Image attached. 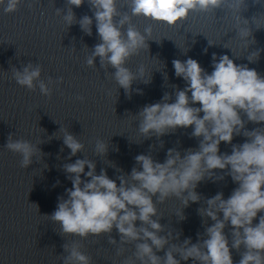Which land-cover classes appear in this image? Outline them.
Masks as SVG:
<instances>
[{"label": "clouds", "instance_id": "obj_1", "mask_svg": "<svg viewBox=\"0 0 264 264\" xmlns=\"http://www.w3.org/2000/svg\"><path fill=\"white\" fill-rule=\"evenodd\" d=\"M20 3L21 0H0L5 13L15 12ZM84 3L85 0H66V11L56 8V15L61 16L67 29L79 24L88 36L92 35L95 20L100 42L86 56V65L96 68L95 61L99 58L100 68L118 86L117 93L123 88L130 98L134 81L151 82V75L145 78L144 65H140L136 72L127 66L133 56L149 50L147 41L152 40L151 26L141 32L132 24V17L142 16L175 27L191 12H212L224 5L225 0H123L130 15L117 7L121 0H87L93 16L85 14L78 20L73 7L78 8ZM244 6L245 0H233L229 5L237 13L235 30L247 49L251 44L248 41L255 43V40L249 39L252 36L249 21L240 15ZM212 44L209 41V45ZM224 47L229 48L226 44ZM84 48L89 50L87 45ZM259 54L260 50L253 51L247 56L248 61L255 62ZM172 64L175 76L186 82L183 90L176 88L175 102H169L172 95L166 92L160 102L145 105L131 116L138 121L137 131L145 139L153 135L162 137L177 128L192 127L191 136L199 140L198 148L187 149L183 155L175 148L168 149L162 163L154 160L151 154H139L134 158L138 167L134 166L130 174L118 175V185L105 169L97 174L96 163L88 158L85 144L68 127L58 123L61 125L59 130L47 138V141L62 139L63 145L70 149L69 160L77 153H84L83 159L63 164L72 187L66 189L67 199L58 197L53 213L43 215L59 226L56 230L61 236L75 237L62 245L66 255L57 256L63 264H92V256L82 251L80 241L94 238L93 242L98 243V238L104 235H107L109 244L120 246L117 256L123 254L124 245H134L132 256L123 259L121 264H181L189 259L192 264H234L231 249L240 253L237 264H264V215L253 224L258 213L264 212V127L249 131L241 116V113L246 115L247 122L264 123V77L247 65H237L228 55L217 58L215 53L210 74L192 58L186 61L174 59ZM109 68L114 71L109 72ZM42 71L40 63L29 61L20 68L12 66L10 71L3 73L18 86L30 92L38 88L42 96L51 98L53 89L50 85L63 83V77L53 80L49 76L45 80L41 78ZM76 99L83 102L85 98L78 95ZM195 104L200 107L192 106ZM241 134L246 141L232 144L234 136ZM47 141L38 138L33 142L9 133L3 148L20 156L19 166L23 169L34 162L47 169L48 165L43 162L46 153L39 147ZM221 142L232 144L231 154H220ZM108 148V141L96 138L93 155L104 158ZM60 150L63 151V147ZM105 163L115 167L110 161L105 160ZM215 170L226 171L238 187L227 199L222 192L207 198L206 206L197 210L205 218L206 225L207 218L213 223L206 226L203 234H197L196 243L190 237L180 243L173 242L179 239L180 233L174 237L172 231H165L159 222L163 215L157 205L170 198L179 200L183 207L175 214L183 221L186 219L183 208L190 202L201 200L196 191L198 184L212 178ZM117 171L122 172L121 169ZM82 174L87 179H82ZM30 204L36 206L39 214L38 206ZM137 221H140L139 227ZM229 224L231 248L224 231ZM113 229L119 234V243L111 235ZM241 248L244 250L240 251ZM160 251H164L163 256L157 255Z\"/></svg>", "mask_w": 264, "mask_h": 264}]
</instances>
